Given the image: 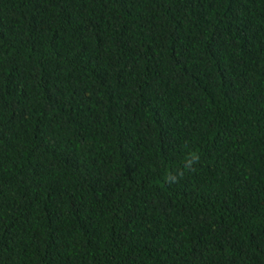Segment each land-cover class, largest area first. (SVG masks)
I'll return each instance as SVG.
<instances>
[{"label": "trees", "instance_id": "1", "mask_svg": "<svg viewBox=\"0 0 264 264\" xmlns=\"http://www.w3.org/2000/svg\"><path fill=\"white\" fill-rule=\"evenodd\" d=\"M0 264H264V0H0Z\"/></svg>", "mask_w": 264, "mask_h": 264}]
</instances>
